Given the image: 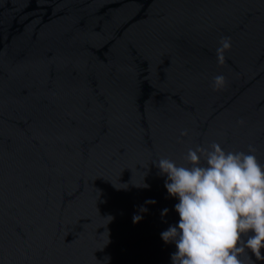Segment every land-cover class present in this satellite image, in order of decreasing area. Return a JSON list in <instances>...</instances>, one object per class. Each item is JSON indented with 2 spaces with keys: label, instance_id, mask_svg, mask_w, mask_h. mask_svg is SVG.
Returning <instances> with one entry per match:
<instances>
[{
  "label": "water",
  "instance_id": "obj_1",
  "mask_svg": "<svg viewBox=\"0 0 264 264\" xmlns=\"http://www.w3.org/2000/svg\"><path fill=\"white\" fill-rule=\"evenodd\" d=\"M213 142L264 164V0H0V264H172L157 162Z\"/></svg>",
  "mask_w": 264,
  "mask_h": 264
},
{
  "label": "clouds",
  "instance_id": "obj_2",
  "mask_svg": "<svg viewBox=\"0 0 264 264\" xmlns=\"http://www.w3.org/2000/svg\"><path fill=\"white\" fill-rule=\"evenodd\" d=\"M230 48V38H222L216 50L218 63L225 62L224 52ZM225 84L223 75L213 78L214 89ZM255 151L252 145L248 152L226 151L213 142L208 148H189L184 157L188 166H178L167 158L157 162L161 173L167 175L168 193L179 198L175 205L178 226L161 233L166 243L176 245L172 264H244L241 257L246 250L264 261V164ZM140 211L148 209L141 206ZM167 212L165 208L162 215ZM142 219L135 215L133 222Z\"/></svg>",
  "mask_w": 264,
  "mask_h": 264
}]
</instances>
